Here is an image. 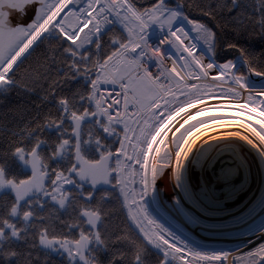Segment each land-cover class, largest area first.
<instances>
[{"label":"snow or ice","instance_id":"1","mask_svg":"<svg viewBox=\"0 0 264 264\" xmlns=\"http://www.w3.org/2000/svg\"><path fill=\"white\" fill-rule=\"evenodd\" d=\"M0 264H264V0H0Z\"/></svg>","mask_w":264,"mask_h":264}]
</instances>
